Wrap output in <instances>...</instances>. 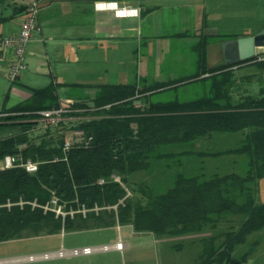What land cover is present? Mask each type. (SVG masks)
<instances>
[{
	"label": "trees",
	"instance_id": "trees-1",
	"mask_svg": "<svg viewBox=\"0 0 264 264\" xmlns=\"http://www.w3.org/2000/svg\"><path fill=\"white\" fill-rule=\"evenodd\" d=\"M7 0H0V5ZM27 7L22 6L21 11ZM236 39L221 34L224 42ZM203 61H205L203 47ZM252 63L264 71V58H251L216 68H203L196 77L161 84L160 91L193 82H211L208 96L183 101L135 104L136 86H116L103 90L94 100V110L85 109L73 116H90L74 124L92 137L88 147L74 146L65 159L64 134H46L33 140L30 131L36 125L38 112L60 106L56 87L36 89L33 96L17 106L0 112V130H19L0 139V159L22 154L40 162L36 173L17 167L0 172V243L23 237L26 231L60 232L72 228L79 218V227L100 226L116 218L114 211L91 213L84 218L62 217L54 212L19 202L37 200L45 205L55 194L68 208L113 206L127 191L113 175L121 177L129 187L131 176L147 171L153 160L174 158L177 154L162 153L160 147L192 143L216 133L248 131L240 147L214 155L246 154V174L231 173L187 176L176 175L173 186L163 193L150 192L135 186L133 195L118 206V218L133 226L135 232L153 233L158 239L204 234L217 230L230 217H240L238 226L203 236V249L196 264H244L249 254L235 256L237 248L248 237L264 230V203L257 201L258 183L264 180V85L259 96L251 93L235 95L238 88L234 66ZM206 73L212 76L200 78ZM263 80V79H262ZM63 122L58 129H67ZM184 155V154H182ZM105 179L104 184H99ZM141 194V196L138 195ZM11 205L9 206L8 204Z\"/></svg>",
	"mask_w": 264,
	"mask_h": 264
},
{
	"label": "crops",
	"instance_id": "crops-1",
	"mask_svg": "<svg viewBox=\"0 0 264 264\" xmlns=\"http://www.w3.org/2000/svg\"><path fill=\"white\" fill-rule=\"evenodd\" d=\"M15 2L12 15L0 17V36L16 33L25 16V10L20 9L27 7L29 0ZM39 3L38 29L25 53L27 67L2 111L24 103L34 90L53 85L60 103L58 108L73 103L74 110L78 104L94 110L98 94L116 86H136L137 106L161 103L164 101L152 99L165 92L160 91L161 84L193 78L203 68L224 64L219 35L240 38L264 29L263 26L255 33H227L240 21L253 18L258 6H264V0H40ZM118 7L132 12L120 14L115 9ZM185 43L194 56L195 72L160 81L157 63ZM203 47L205 61L200 50ZM10 60L11 52L0 49V69L6 70ZM183 61L184 57L179 56L176 62ZM240 68L241 65L233 67L236 77H240L237 75ZM210 76L212 73H206L200 78ZM252 78L253 74L244 76L247 81ZM205 82L211 85L210 81ZM251 84L258 86L256 93L251 94L259 96L264 81ZM71 114L64 117L69 126L90 119ZM247 132L199 138L185 143L192 145L190 149L174 154H184L188 164H192L190 168H197L194 175L246 174L249 169L246 154H214L240 147Z\"/></svg>",
	"mask_w": 264,
	"mask_h": 264
},
{
	"label": "rangeland",
	"instance_id": "rangeland-1",
	"mask_svg": "<svg viewBox=\"0 0 264 264\" xmlns=\"http://www.w3.org/2000/svg\"><path fill=\"white\" fill-rule=\"evenodd\" d=\"M16 4L15 0H7L0 5V17L12 15ZM257 12L253 18L249 16L247 18L249 20L240 21L236 28L229 30V32L227 31V33L233 35L242 31L255 33L264 26V6L262 4L258 6ZM186 43L180 48L173 49L171 55L161 59V63H157L160 81H168L173 77H186L195 72L194 56L191 53L190 46H187ZM179 56L184 57L185 61L183 63L176 62ZM256 58L263 59L264 55ZM154 66L156 68V64ZM249 74H253V78L247 81L244 76H249ZM237 75L241 77H236L239 81H237L238 88L235 95L238 96L251 92L256 93L255 90L258 86L251 83L264 81V71H261L252 63L241 64ZM16 86H18L16 82H12L7 78V71L0 69V111L4 109L8 96H10L11 91ZM211 89L210 83L193 82L169 89L152 97V99L164 102L175 100L186 102L208 96ZM49 129L52 130V133L60 134H65L68 130ZM46 131L47 129L41 126L35 127L30 131V136L33 140H38L46 134ZM19 132V130L13 129L0 130V139ZM191 146L189 144L168 145L160 147L159 151L165 154L179 153L185 149H190ZM187 161L188 159L182 154H177L176 157L170 159L153 160V165L149 170L139 171L131 176L128 188L132 195L135 186L143 188L147 192H150L149 188H151L156 193H163L173 186L177 174L194 175L197 168H190L192 164H188ZM210 175L212 174L207 176ZM138 195L141 196L140 193ZM256 198L259 203H264V180L258 183ZM105 211L112 212L114 210L104 208L99 212ZM91 213L96 212L92 211L88 214ZM114 213L116 218H111L108 220L109 223L106 222V224L104 223L100 226H94V224L90 223L88 226L82 225L79 227V218H76L72 228H65L64 224L62 230L57 233L26 231L20 239L1 242L0 264H196L197 258L203 249L200 238L225 231L231 226H238L241 222L240 217H230L222 222L217 230L204 234L158 239L151 233H135L132 225L123 224L119 221L118 213L116 211ZM120 237L127 245L122 251L110 250L91 255L65 256L32 261L23 259L31 255L56 252L62 248L73 249L84 246L112 244L118 241ZM246 253L249 254L247 264H264V230L251 234L247 242L237 248L235 256Z\"/></svg>",
	"mask_w": 264,
	"mask_h": 264
},
{
	"label": "built area",
	"instance_id": "built-area-1",
	"mask_svg": "<svg viewBox=\"0 0 264 264\" xmlns=\"http://www.w3.org/2000/svg\"><path fill=\"white\" fill-rule=\"evenodd\" d=\"M40 0H29L27 8L25 10V16L21 21L18 31L14 34L0 36V49L9 50L11 52V60L7 66V78L16 82L19 76L26 69L27 64L25 61L26 48L29 42L33 39L35 31L38 29V16L40 11ZM116 11L120 14L131 13L132 11L124 8L118 7L115 8ZM66 107L53 108L50 110H43L38 112V118H36L35 127H43L45 129L49 128H59V125L66 120L64 119L65 114L83 111V109L74 110L72 104ZM68 130L64 134V147L63 151L65 153V159L70 149L74 146H85L88 147L91 143L92 137H88L83 129H80L74 125H71L67 128ZM40 162L33 161L31 159H26L22 154L6 155L0 159V172L9 170L12 168L21 167L26 169L29 173H36L39 169ZM113 179L116 182L122 184V186L127 191L126 196L120 200V202L113 206H104L95 208H87L85 205L79 206L78 209L68 208L66 203H63L59 198L54 194L52 198L45 205L40 204L37 200L26 202L21 201L19 205L23 206L24 204H30L34 208H42L45 212H54L58 217H62L63 222L67 216L75 218L77 214H80L84 217L87 216L89 212L99 213L101 209L107 208L110 210L116 211L118 213V206L124 204L125 199L132 196V192L129 188L122 182L121 177L118 175H113ZM105 179H100L99 184H104ZM9 206L11 205L8 204ZM118 216V215H117ZM126 247V244L123 242V239L120 237L118 241L112 244H103L96 246H84L81 248L66 249L62 248L56 252L31 255L29 257L23 258L27 260H40L56 257H65V256H82V255H91L97 252H106L110 250L122 251Z\"/></svg>",
	"mask_w": 264,
	"mask_h": 264
},
{
	"label": "water",
	"instance_id": "water-1",
	"mask_svg": "<svg viewBox=\"0 0 264 264\" xmlns=\"http://www.w3.org/2000/svg\"><path fill=\"white\" fill-rule=\"evenodd\" d=\"M224 63L234 64L264 55V29L253 36L229 39L222 43Z\"/></svg>",
	"mask_w": 264,
	"mask_h": 264
}]
</instances>
